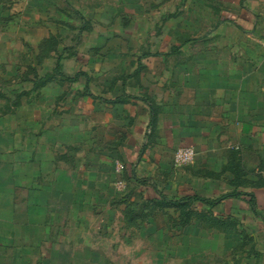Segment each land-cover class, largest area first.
I'll return each mask as SVG.
<instances>
[{"label":"rangeland","instance_id":"1","mask_svg":"<svg viewBox=\"0 0 264 264\" xmlns=\"http://www.w3.org/2000/svg\"><path fill=\"white\" fill-rule=\"evenodd\" d=\"M116 2L99 18L111 26L101 24L96 39L49 43L54 29L49 17L59 14L48 11V2L32 1L25 9L24 0L4 1L0 264H258L264 245L239 214L222 212L221 201L175 202L185 193L177 186L172 190L167 180L188 174L196 159L177 164L171 154L164 174L155 171L164 181L158 197L145 198L143 183L133 181L136 158L127 141L138 124L124 87L128 80L140 84V74L137 80L129 77L137 76L131 71L142 61L131 56L122 32L130 18ZM167 61L172 65L174 59ZM79 72L87 75V87L82 79L70 80ZM119 84L123 94L115 97ZM258 104L255 117H239L257 131L245 135L244 154L231 131L222 139L221 132L209 130L211 143L199 148L197 160L206 166L198 167L200 174L223 181L233 176L230 191L210 196L214 201L227 193L252 197L264 189L263 91Z\"/></svg>","mask_w":264,"mask_h":264},{"label":"crops","instance_id":"2","mask_svg":"<svg viewBox=\"0 0 264 264\" xmlns=\"http://www.w3.org/2000/svg\"><path fill=\"white\" fill-rule=\"evenodd\" d=\"M4 1L0 0V16L5 10ZM32 1L24 0V8ZM56 1L53 5L54 0H44L48 2V11L59 14L49 17L54 29L49 31L48 40L61 42L71 37L94 40L101 33V24L111 26L101 23L99 18L105 15V7L113 8L112 1L116 0ZM117 3L123 4L130 18L123 23L122 32L130 40L131 56L142 61L141 67L138 65L131 71L137 76L129 77L137 80L140 74V84L128 80L124 87L125 94L134 102L133 114L138 124L131 134L133 139L127 141L136 158L131 165L132 179L137 183L143 178L139 188L145 198L158 197L159 185L164 187V181L155 171L164 174L165 160L174 153V148L193 146L196 163L189 165V173L167 182L175 192L177 186L184 195L214 200L210 196L230 191L233 176L228 175V181H223V177L217 180L200 174L198 167L206 166L198 162L197 156L206 141L211 143L209 130L221 132L222 139H227L229 131L235 133L240 154L245 153L242 144L245 135L254 137L257 133L254 125L239 117H255L254 110L264 93V78L260 76L264 75L261 47L264 0H117ZM168 58L174 59L172 65ZM148 75L152 76L150 82ZM86 76L82 75L78 81L84 80L82 84L87 87ZM121 87L115 86L114 90H119L115 97L123 94ZM136 112L140 114L135 115ZM151 113L157 115L153 124ZM261 189L254 192L253 207L251 197L246 195L227 196L218 201L224 208L222 212L236 213L245 219L250 232L264 245V189ZM259 252L262 255L258 264H264V247Z\"/></svg>","mask_w":264,"mask_h":264},{"label":"trees","instance_id":"3","mask_svg":"<svg viewBox=\"0 0 264 264\" xmlns=\"http://www.w3.org/2000/svg\"><path fill=\"white\" fill-rule=\"evenodd\" d=\"M49 43H56L57 41H53V40H47ZM72 54V53H71ZM68 55H70V53L68 54ZM62 58L63 57H61V55L59 54L58 55V58H57V61H56V65H55V67H54V71H53V73L55 72V73H57V74H59V73H61L60 72V69H61V60H62ZM82 75H84V76H86V74L85 73H83V72H79V73H76L73 77H71V81H73V82H76V81H78L79 80V77H81ZM50 76H51V74H49V75H46L44 78H43V80H49V78H50ZM86 79H87V76H86ZM86 83H87V80H86ZM91 93H89V95H90ZM155 116L153 115V116H151V121H152V124L154 123V121H155V118H154ZM142 183L144 182V180H140ZM232 179L230 180V183H231V185H234V183L232 184ZM237 194V193H236ZM236 194H232V193H227V194H225V195H222L221 197H220V199H224L225 197H227V196H237ZM240 194V193H239ZM180 199L179 200H177V201H175L177 204H188V203H193V202H196V203H200V204H205V203H207V204H209V205H213V204H215L218 200H220V199H217V200H209V199H204V198H201V197H199V196H196V195H184L182 198L181 197H179ZM165 201H167V199H165ZM250 204H251V207H253L254 205H255V198H254V196L252 195V197H251V199H250Z\"/></svg>","mask_w":264,"mask_h":264},{"label":"built area","instance_id":"4","mask_svg":"<svg viewBox=\"0 0 264 264\" xmlns=\"http://www.w3.org/2000/svg\"><path fill=\"white\" fill-rule=\"evenodd\" d=\"M195 156L196 152L192 146H180L173 153V159L177 164H190Z\"/></svg>","mask_w":264,"mask_h":264}]
</instances>
